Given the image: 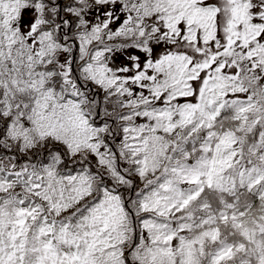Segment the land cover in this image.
Returning <instances> with one entry per match:
<instances>
[{
  "label": "snow or ice",
  "instance_id": "6c2138e0",
  "mask_svg": "<svg viewBox=\"0 0 264 264\" xmlns=\"http://www.w3.org/2000/svg\"><path fill=\"white\" fill-rule=\"evenodd\" d=\"M0 264H264V0H0Z\"/></svg>",
  "mask_w": 264,
  "mask_h": 264
}]
</instances>
